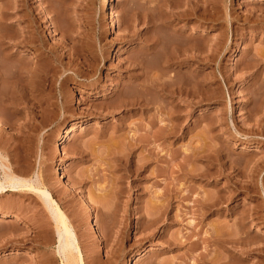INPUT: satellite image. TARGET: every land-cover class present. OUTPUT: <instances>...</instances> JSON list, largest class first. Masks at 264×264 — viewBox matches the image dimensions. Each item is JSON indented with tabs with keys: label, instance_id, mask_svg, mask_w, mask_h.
Segmentation results:
<instances>
[{
	"label": "rangeland",
	"instance_id": "374dc122",
	"mask_svg": "<svg viewBox=\"0 0 264 264\" xmlns=\"http://www.w3.org/2000/svg\"><path fill=\"white\" fill-rule=\"evenodd\" d=\"M106 1L0 0L1 165L23 180L0 193V264H65L61 216L83 264H264V0H111L114 32ZM183 49L208 59L180 64Z\"/></svg>",
	"mask_w": 264,
	"mask_h": 264
},
{
	"label": "bare ground",
	"instance_id": "6f19581e",
	"mask_svg": "<svg viewBox=\"0 0 264 264\" xmlns=\"http://www.w3.org/2000/svg\"><path fill=\"white\" fill-rule=\"evenodd\" d=\"M164 1V0H163ZM168 1V0H167ZM171 1H173V0H171ZM178 1V0H177ZM185 2H187V1H185ZM189 2V1H188ZM157 3V2H156ZM175 3V2H174ZM177 3V2H176ZM181 5V4H180ZM162 6V5H161ZM160 6V7H161ZM164 6V5H163ZM162 6V7H163ZM170 6V5H169ZM165 7V6H164ZM179 7V6H178ZM112 2H111V0H107L106 2H105V5H104V10L107 12V17H109V22H107V30H111V31H113L114 32V27H115V17H114V14H113V12H112ZM157 8V7H156ZM188 8V7H187ZM45 9V8H44ZM168 9V8H167ZM185 9V8H184ZM196 9V8H195ZM158 10V9H157ZM171 10V9H170ZM175 10H176V8H175ZM174 10V11H175ZM46 11V10H45ZM48 11V10H47ZM178 11V10H177ZM186 12V11H185ZM184 12V13H185ZM172 13V12H171ZM183 13V12H182ZM204 13V12H203ZM176 14V13H175ZM264 14V13H263ZM189 15V14H188ZM191 15V14H190ZM196 15V14H195ZM258 16V15H257ZM169 17V16H168ZM180 17V16H179ZM197 17H198V15H197ZM154 18H155V16H154ZM201 18V17H200ZM211 18H213V17H211ZM227 18V17H226ZM261 18V17H260ZM166 19V18H165ZM231 19V18H230ZM172 20V19H171ZM210 20V19H209ZM254 20V19H253ZM157 21V20H156ZM155 21V22H156ZM165 21V20H164ZM213 21V20H212ZM252 21V20H251ZM153 22H154V20H153ZM161 22V21H160ZM167 22V21H166ZM200 22V21H199ZM258 22V21H257ZM264 22V21H263ZM255 23V22H254ZM150 24V23H149ZM184 24V23H183ZM188 24V23H187ZM153 25V24H152ZM163 25V24H162ZM261 25V24H260ZM160 26V25H159ZM161 27V26H160ZM205 27V26H204ZM159 28V27H158ZM163 28V27H162ZM173 28V27H172ZM175 28V27H174ZM156 29V28H155ZM166 29V28H165ZM168 29V28H167ZM154 30V29H153ZM159 30V29H158ZM157 30V31H158ZM171 30V29H170ZM161 31V30H160ZM45 33H46V36H48V37H51L52 36V32H51V25L49 24V23H47V25L45 26ZM177 36V35H176ZM202 36H204L205 37V35L204 34H202ZM152 37V36H151ZM156 37V36H155ZM160 37V36H159ZM221 37V36H220ZM219 37V38H220ZM145 40V39H144ZM172 40V39H171ZM205 40V39H204ZM222 40V39H221ZM150 41V40H149ZM156 41H158V40H156ZM209 41V40H208ZM223 41V40H222ZM229 41V40H228ZM227 41V42H228ZM152 42V41H151ZM175 42V41H174ZM188 42V41H187ZM186 42V43H187ZM193 42V41H192ZM202 42V41H201ZM213 42V41H212ZM145 44H146V42H144ZM157 43V42H156ZM167 43H169V42H167ZM184 43V42H183ZM217 43H221L220 41L219 42H217ZM224 44H225V42H223ZM149 44V43H148ZM151 44V43H150ZM161 44H162V42H161ZM189 44H190V42H189ZM227 44V43H226ZM229 44V43H228ZM163 45V44H162ZM165 45V44H164ZM171 45H172V43H171ZM176 45V44H175ZM188 45V44H187ZM194 45V44H193ZM221 45V44H220ZM223 45V44H222ZM230 45V44H229ZM153 47L152 48H155L154 46H156V45H152ZM157 46H158V44H157ZM167 46V45H166ZM173 46V45H172ZM177 46V45H176ZM181 46V45H180ZM214 46H215V44H214ZM227 46V45H226ZM148 47V46H147ZM165 47V46H164ZM197 47V46H196ZM199 47V46H198ZM217 47H219L218 45H217ZM217 47H215L216 48V50H217ZM162 48V47H161ZM172 48V47H171ZM177 48V47H176ZM178 48H179V46H178ZM178 48H177V50H178ZM182 48V47H181ZM186 48V47H185ZM187 48H189V47H187ZM192 48H194L193 46H192ZM156 49V48H155ZM168 49V48H167ZM212 49V48H211ZM224 49V48H223ZM176 50V49H175ZM195 50V49H194ZM197 50V49H196ZM204 50H205V48H204ZM215 50V49H214ZM213 50V51H214ZM215 50V51H216ZM220 50V49H219ZM155 51V50H154ZM169 51V50H168ZM171 51V50H170ZM180 51H182V50H179V53L178 54H181V52ZM187 51H189V50H185V52H186V54L185 53H183L184 52V49H183V51H182V53L183 54H181V56L183 57H181L182 58V60L180 61V64L181 63H187V62H194V63H199L201 60H202V62H204L203 60H207L208 58H206V59H203L202 57H200L198 54L196 55V53H194V51H192L191 49H190V51L191 52H193V53H190V51L187 53ZM200 51V50H199ZM198 51V52H199ZM208 51V50H207ZM223 51V50H222ZM156 52V51H155ZM159 52V51H158ZM164 52V51H163ZM143 53V52H142ZM208 53V52H207ZM212 53H214V52H212ZM219 53V52H218ZM169 54V53H168ZM216 54V53H215ZM140 55H141V53H140ZM153 55V54H152ZM174 55V57H175V54H173ZM210 55V54H209ZM207 56V57H209V60H210V56ZM218 55V54H217ZM150 56V55H149ZM159 57V56H158ZM165 57V56H164ZM177 57V56H176ZM179 57V56H178ZM213 56H211V58H212ZM138 58V57H137ZM171 58H172V54H171ZM171 58L169 59V60H166L167 61V63H165V65L166 64H169V61L171 60ZM180 58V59H181ZM152 59H153V57H152ZM163 59V58H162ZM215 59H216V57H215ZM137 60V59H136ZM141 60V59H140ZM144 60H145V58H144ZM154 60V59H153ZM165 60V59H164ZM179 60V59H178ZM178 60H177V62H178ZM208 60V61H209ZM161 61V60H160ZM159 61V62H160ZM173 61H176V59H174ZM210 61H212V60H210ZM257 61V60H256ZM144 62V61H143ZM165 62V61H164ZM213 62V61H212ZM156 63V62H155ZM258 63V62H257ZM139 64V63H138ZM144 64V63H143ZM171 64H172V62H171ZM179 64V65H180ZM188 64V63H187ZM202 64V63H201ZM249 64V63H248ZM173 65V64H172ZM175 65V64H174ZM200 65V64H199ZM141 66V65H140ZM164 66V65H163ZM170 66V65H169ZM169 66H168V68H169ZM196 66V65H195ZM194 66V67H195ZM154 67H155V65H154ZM161 67V66H160ZM159 67V68H160ZM166 67H167V65H166ZM185 67V66H184ZM192 67V66H191ZM249 67V66H248ZM153 68V67H152ZM197 68V67H196ZM196 68H193V70H192V72L190 71L189 73L191 74H189L190 76H191V78H193V80H191V79H189V80H191L190 82H189V80H188V87H190V92H189V94H191V98L193 99V101L191 102V103H189V104H187L188 106L187 107H189V108H195L196 107V104H197V96H196V94H197V91H198V89H199V87L201 86V85H198L199 84V82L198 81H200V80H198V81H196V80H194V79H198L197 77H198V71H197V69ZM149 69H151V68H149ZM166 69V73H167V68H165V67H163V68H161V70L160 71H158L157 73L158 74H153V75H155L154 77H152L153 79V85H154V87L156 88V87H159L160 88V90H161V92H165L166 90H168L167 89V85H166V83L165 84H163V83H159V79H161V77L163 78V75H164V70ZM189 69V68H188ZM153 70V69H152ZM249 70V69H248ZM140 71V70H139ZM169 71V70H168ZM149 73V72H148ZM176 73H178V72H176ZM180 73V72H179ZM182 73V72H181ZM141 74V73H140ZM139 74V75H140ZM168 74V73H167ZM186 74V73H185ZM175 75V74H174ZM182 75H184V73H182ZM205 75V74H204ZM222 75V74H221ZM151 76V75H150ZM177 76V75H176ZM206 76V75H205ZM222 76H224V74L222 75ZM141 77V76H140ZM146 77V76H145ZM178 77V76H177ZM180 77H183V76H180ZM189 77V76H188ZM225 77V76H224ZM224 77H222V78H224ZM176 78V77H175ZM187 78V77H186ZM200 78V77H199ZM184 79V78H183ZM165 80V79H164ZM168 80V79H167ZM176 80V79H175ZM174 80V81H175ZM223 80H225V78L223 79ZM227 80V79H226ZM147 81V80H146ZM177 81V80H176ZM179 81V80H178ZM183 81V80H182ZM181 81V82H182ZM185 82H187L186 80H185ZM173 84V83H172ZM172 84H168V86H170V85H172ZM174 84H176V83H174ZM181 84V83H180ZM123 86V85H122ZM176 86V85H175ZM178 86V85H177ZM186 86V85H185ZM199 86V87H198ZM138 87H140V86H138ZM146 87H147V85H146ZM145 87V88H146ZM152 87V86H151ZM198 89H197V88ZM207 87V86H206ZM153 88V87H152ZM171 88H172V86H171ZM170 87H169V89H171ZM179 88V87H178ZM181 88V87H180ZM179 88V90L180 91H182L181 89ZM187 88V87H186ZM186 88H184V89H186ZM154 89V88H153ZM183 89V88H182ZM183 89V91H184V93H182V94H184L185 95V93H186V91ZM203 89V88H202ZM124 90V89H123ZM150 90V89H149ZM174 90V89H173ZM145 91V90H144ZM151 91V90H150ZM182 91V92H183ZM202 91V90H201ZM124 92V91H123ZM167 92V91H166ZM168 92H170V91H168ZM177 92H178V90H177ZM147 94H148V91L146 92ZM150 93V92H149ZM175 93V92H174ZM181 93V92H180ZM159 94H161V93H159ZM170 94V93H169ZM177 94V93H176ZM199 94H200V92H199ZM123 95V94H122ZM125 95V94H124ZM149 95V94H148ZM156 95V94H155ZM165 95V94H164ZM163 95V96H164ZM167 95V94H166ZM172 95V94H171ZM173 95H175V94H173ZM186 95H187V93H186ZM121 96V95H120ZM145 96H146V94H145ZM180 96H182V95H180ZM188 96V95H187ZM201 96V95H200ZM153 97V96H152ZM151 97V98H152ZM156 97V96H155ZM189 97V96H188ZM100 98H103V94H101L100 95ZM145 98V97H144ZM190 98V99H191ZM124 99V98H123ZM150 99V98H149ZM182 99V98H181ZM126 101H127V99H125ZM185 100V99H184ZM155 101V100H154ZM136 102V101H135ZM143 102V101H142ZM141 102V103H142ZM119 104V103H118ZM128 104V103H127ZM130 104V103H129ZM155 104V103H154ZM162 104V103H161ZM132 105V104H131ZM146 104H144V106H145ZM149 105V104H148ZM131 107L130 105H126V103H125V105H124V107L123 108H127V107ZM140 106V105H139ZM153 106V105H152ZM155 106H157V105H155ZM109 107V106H108ZM108 107H106V108H108ZM112 107V106H111ZM119 107V106H118ZM117 106L116 107H114V108H116L117 110H119L120 108H118ZM149 107V106H148ZM150 107H151V105H150ZM164 107V106H163ZM105 108V109H106ZM110 108V107H109ZM114 108H113V110H114ZM115 109V110H116ZM179 109V108H178ZM98 110V109H97ZM108 110V109H107ZM106 110V111H107ZM109 110H111V109H109ZM176 110V109H175ZM189 110H191V109H189ZM132 111V110H131ZM177 112V111H176ZM179 112V111H178ZM173 113V112H172ZM182 113V112H181ZM170 114V116H171V113H169ZM190 114V113H189ZM97 115V114H96ZM164 115H166V114H164ZM163 115V116H164ZM168 115V114H167ZM166 115V116H167ZM173 115V114H172ZM176 115V114H175ZM162 116V115H161ZM162 116V117H163ZM181 116V115H180ZM168 117V116H167ZM174 117V119L176 118L175 116H173ZM223 116H221V118H222ZM164 118V117H163ZM224 118V117H223ZM168 119V118H167ZM171 119H172V116H171ZM173 119V121H175ZM163 120H165V118L164 119H162L161 118V122L163 121ZM169 120V119H168ZM183 120V119H182ZM221 120V119H220ZM226 120V119H225ZM154 121V120H153ZM177 121V120H176ZM223 121V120H222ZM155 122V121H154ZM159 122V121H158ZM221 122V121H220ZM156 123V122H155ZM160 123V122H159ZM174 123V122H173ZM178 123V122H177ZM176 123V124H177ZM213 123V122H212ZM216 123V122H215ZM151 124H152V122H151ZM164 124V123H163ZM162 124V127L160 128L161 130H159V131H161V132H159V136L158 137H160V139L161 140H164V137H166V135H167V132L169 131L170 132V130H172L173 131V133H174V129L173 128H171V127H173V126H171V127H169V126H165V125H163ZM169 124V123H168ZM210 124V123H209ZM2 125H4V124H2V122H0V127L2 128ZM153 125V124H152ZM178 125V124H177ZM176 126V125H175ZM180 126V125H179ZM178 127V126H177ZM175 128V127H174ZM74 130H75V128L73 127V126H70L69 128H67V129H65L63 132H62V134L60 135V137L58 138V140H57V142H56V153L59 155V156H61L62 155V148H63V146L67 143V141L69 140V137H70V135L74 132ZM176 130V129H175ZM179 131H180V128H179ZM2 132V131H1ZM168 132V133H169ZM172 133V134H173ZM176 133V132H175ZM156 134V133H155ZM158 134V133H157ZM156 134V135H157ZM170 135V133L168 134V136ZM167 136V137H168ZM152 137H154V136H152ZM157 137V136H156ZM167 137H166V139H167ZM155 138V137H154ZM151 139V138H150ZM157 138H155L154 139V142H155V140H156ZM159 138L157 139V141H159L160 140ZM160 140V141H161ZM130 141V140H129ZM132 141H134V139L133 138H131V142ZM148 141H150V140H148ZM147 141V142H148ZM165 141V140H164ZM131 142H129V143H131ZM136 142V141H135ZM152 142V141H151ZM140 143V142H139ZM156 143V142H155ZM161 143V142H160ZM127 144V143H126ZM162 144H163V142H162ZM124 145V144H123ZM122 145V146H123ZM132 145V144H131ZM161 145V144H160ZM127 146H130L129 144L127 145ZM126 146V147H127ZM134 146V145H133ZM133 146L131 147V150H132V148H133ZM250 147H251V144H248V143H246V144H244L243 146H242V151H247V150H249L250 149ZM122 148V147H121ZM164 147L162 146V149H163ZM119 149H120V147H119ZM126 149V148H125ZM127 149H128V147H127ZM122 150H124V149H122ZM130 150V149H129ZM129 150L127 151V152H129ZM116 151V150H115ZM125 151V150H124ZM163 151V150H162ZM118 152H120L119 150H118ZM124 153V152H123ZM159 154V153H158ZM116 155H119V154H116ZM123 156V155H122ZM126 156V155H125ZM117 157V156H116ZM127 158V157H126ZM3 160V159H2ZM2 160H1V157H0V168H2L1 170L3 171V173H4V178H6V181H8V183L6 184H2V183H0V193H5L7 190H6V188L8 187L9 189H10V191L11 192H17V191H19V190H21L22 188H23V180L22 179H20L19 177H17V176H15V175H13L12 174V172H11V169H8V171L7 170H5V166L4 165H1V162H2ZM139 167V166H138ZM138 167H136L137 169H138ZM142 168H143V166H142ZM63 170H64V166H61V167H59L57 170H56V174H58V175H61V172H63ZM139 171L141 170V169H138ZM138 170H136V172L138 171ZM133 172V171H132ZM192 173V172H191ZM193 175V174H192ZM191 176V175H190ZM62 179H63V177H62ZM25 188V187H24ZM29 190H31V191H33V192H35L36 194H37V196H39L41 199H42V201L45 203V205H46V207H47V209H48V211L52 214V215H54L55 216V214H58V212H59V210H58V207H57V205H56V203L54 202V200H53V198H52V195H51V193L48 191V190H46V189H40V188H35V187H30V189ZM82 197V196H81ZM82 199H83V197H82ZM88 202H90L89 200L88 201H86V203H88ZM201 203V202H200ZM202 204L203 205H205V206H215V204L211 201V200H203L202 201ZM212 204H214V205H212ZM87 207H88V209L89 208H92V207H90V205L88 204L87 206H86V209H87ZM88 211V210H87ZM62 214V213H61ZM53 216V217H54ZM250 217V216H249ZM11 218V215L9 214V213H5V212H2L1 210H0V219H2V220H7V219H10ZM14 218H15V221H19V218L17 217V216H14ZM58 218V217H57ZM60 218V220H57L56 222H57V228H56V233H57V241H58V249H59V253H61L62 254V256L64 257V261H65V264H83L82 263V258H81V255L79 254L78 256H76L75 255V253H76V249H75V238H74V235L70 232V228H68V226H67V224H66V221L63 219V217L61 216V217H59ZM56 219V218H55ZM93 219V218H92ZM247 219V218H246ZM54 220V219H53ZM55 221V220H54ZM91 224H92V227L93 228H96V235H98V240H97V244H96V246H97V249L98 250H101V248H102V239H101V237H100V230H99V228L97 227V225L96 224H93V222H91ZM212 235V234H211ZM218 235V234H217ZM215 237V238H214ZM212 239H215L216 240V235L214 236ZM223 237V236H222ZM219 238V237H218ZM218 238H217V240H218ZM245 239V238H244ZM228 240V239H227ZM238 240V239H237ZM239 240H241V242H242V239H239ZM211 241V240H210ZM214 240H212V242H213ZM220 241V240H219ZM217 242V243H221V242ZM224 241V240H223ZM228 241H226L225 243L226 244H229V243H227ZM238 241H235V242H232V243H234V245L235 244H237L238 245V243H237ZM246 242V241H245ZM231 243V244H232ZM240 243V242H239ZM243 243V242H242ZM241 243V244H242ZM249 243V242H248ZM213 244V243H212ZM215 244H216V242H215ZM243 244H245V243H243ZM224 245V244H223ZM225 246V245H224ZM242 245H239V247H241ZM248 246V245H247ZM58 253V252H57ZM141 260V257H138V256H135V257H133L132 258V261H131V263L130 264H139V261Z\"/></svg>",
	"mask_w": 264,
	"mask_h": 264
}]
</instances>
